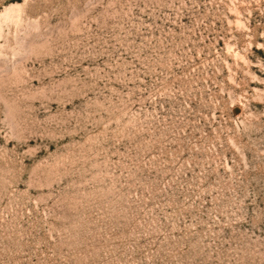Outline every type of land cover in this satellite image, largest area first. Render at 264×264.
Wrapping results in <instances>:
<instances>
[{"label":"rangeland","instance_id":"rangeland-1","mask_svg":"<svg viewBox=\"0 0 264 264\" xmlns=\"http://www.w3.org/2000/svg\"><path fill=\"white\" fill-rule=\"evenodd\" d=\"M0 264H264V0H0Z\"/></svg>","mask_w":264,"mask_h":264}]
</instances>
